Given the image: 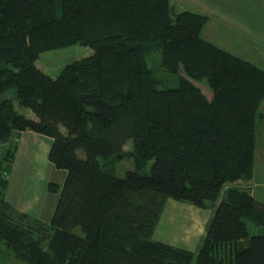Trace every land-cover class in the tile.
I'll use <instances>...</instances> for the list:
<instances>
[{
  "label": "trees",
  "instance_id": "obj_1",
  "mask_svg": "<svg viewBox=\"0 0 264 264\" xmlns=\"http://www.w3.org/2000/svg\"><path fill=\"white\" fill-rule=\"evenodd\" d=\"M205 19L168 0H0V173L25 128L51 138L47 159L66 172L46 183L57 199L44 222L3 199L0 175V264H264V205L246 185L215 201L251 177L264 69L199 36ZM71 43L91 52L54 76L36 66ZM166 197L212 207L195 253L151 237Z\"/></svg>",
  "mask_w": 264,
  "mask_h": 264
},
{
  "label": "crops",
  "instance_id": "obj_2",
  "mask_svg": "<svg viewBox=\"0 0 264 264\" xmlns=\"http://www.w3.org/2000/svg\"><path fill=\"white\" fill-rule=\"evenodd\" d=\"M168 2L172 13L184 9L205 14L206 19L202 23L199 36L264 69V0H168ZM40 69L43 71L41 67ZM28 109L18 112L35 118ZM259 110L262 118L255 127L251 177L243 181L237 179L225 182L221 187L225 188L232 184L240 187L246 185L250 188L251 196L264 205V97L259 103ZM15 139V152L10 161L3 199L13 209L24 212L31 218L48 221L57 193L50 192L46 183L55 182L60 186L66 172L54 167L47 159L50 137L25 128L16 133ZM218 199L219 197L216 202ZM187 206L189 205H185ZM189 207L194 217L191 228L197 227L198 235L203 232L204 225L212 214L211 207H200L206 210L205 212H202L199 206Z\"/></svg>",
  "mask_w": 264,
  "mask_h": 264
},
{
  "label": "rangeland",
  "instance_id": "obj_3",
  "mask_svg": "<svg viewBox=\"0 0 264 264\" xmlns=\"http://www.w3.org/2000/svg\"><path fill=\"white\" fill-rule=\"evenodd\" d=\"M91 52V48L87 45H80L78 43H71V45L66 46H60V48H51L48 50L40 51L37 55V58L35 60L36 65L41 67L43 71L50 76H54L58 73V71L61 69L62 65L72 61V59L82 57L84 55H87ZM157 54L154 52H150L146 58V62L151 69L152 74L154 76H157L162 80L160 82V85L163 87L168 86H174L176 82V75L174 73H171L169 71H166L158 62H157ZM198 86L200 87L203 94L207 95L209 97V89L206 87L205 83L203 82H196ZM10 96L13 98L14 108L17 109V111H25L28 108H25L23 106H19L18 103H16V100L14 99V91L13 88H10L4 93H2V96ZM28 111H30L28 109ZM123 148L125 150H128L131 148V139H127L123 143ZM150 163V160L147 161V163L141 168L142 172L148 171V165ZM133 166V158L130 155L124 154V156L120 159L115 161V174L119 176H123L124 169L131 168ZM219 193V199L224 194V187L220 188ZM166 200L163 202V206L161 211L158 214V219L154 225V230L151 233V237L153 239H160L161 241H165L167 243H170L172 245H176L185 249L191 250L193 253L196 252V248L199 246V243L202 240V233H199L197 235L198 228L192 227V224L194 223L193 214H191V209L189 206H192L193 208L198 207L192 204L191 202H188L187 200H177L172 199L170 197H166ZM218 199V200H219ZM216 201V200H215ZM173 204H172V203ZM185 205H189L185 207ZM211 207L210 205L208 208ZM200 208V207H199ZM207 208V207H203ZM203 208H200L202 212H205ZM212 211V207H211ZM209 219V218H208ZM159 221V222H158ZM207 222V221H206ZM245 223L247 224V234H258L262 231V227L260 225H255L249 222L248 220H245ZM206 224V223H205ZM205 227V226H204ZM158 236V237H156ZM9 257V260L6 264H13L14 259Z\"/></svg>",
  "mask_w": 264,
  "mask_h": 264
},
{
  "label": "built area",
  "instance_id": "obj_4",
  "mask_svg": "<svg viewBox=\"0 0 264 264\" xmlns=\"http://www.w3.org/2000/svg\"><path fill=\"white\" fill-rule=\"evenodd\" d=\"M0 175H1V177H3L4 179H6L7 178V173H5V171H2L1 173H0Z\"/></svg>",
  "mask_w": 264,
  "mask_h": 264
}]
</instances>
